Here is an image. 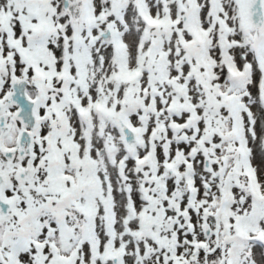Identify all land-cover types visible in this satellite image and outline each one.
<instances>
[{
    "label": "snow or ice",
    "instance_id": "obj_1",
    "mask_svg": "<svg viewBox=\"0 0 264 264\" xmlns=\"http://www.w3.org/2000/svg\"><path fill=\"white\" fill-rule=\"evenodd\" d=\"M0 264H264V0H0Z\"/></svg>",
    "mask_w": 264,
    "mask_h": 264
}]
</instances>
